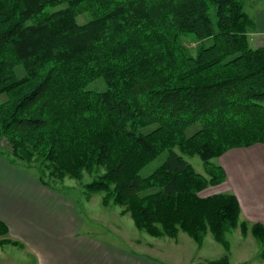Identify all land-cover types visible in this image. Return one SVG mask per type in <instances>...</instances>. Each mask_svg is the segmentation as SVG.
<instances>
[{
  "label": "trees",
  "instance_id": "1",
  "mask_svg": "<svg viewBox=\"0 0 264 264\" xmlns=\"http://www.w3.org/2000/svg\"><path fill=\"white\" fill-rule=\"evenodd\" d=\"M254 30L242 0H0V154L61 193L55 184L88 175L90 194L152 237L182 232L201 248L211 234L225 254L207 264H231L237 229L264 260V226L243 219L238 198L201 197L227 181L214 160L264 145ZM0 238L24 247L2 221Z\"/></svg>",
  "mask_w": 264,
  "mask_h": 264
},
{
  "label": "crops",
  "instance_id": "2",
  "mask_svg": "<svg viewBox=\"0 0 264 264\" xmlns=\"http://www.w3.org/2000/svg\"><path fill=\"white\" fill-rule=\"evenodd\" d=\"M242 1L255 24L249 34L250 46L264 48V0ZM252 148L243 160L229 153L221 166L234 186L230 192L238 198L243 215L264 226V145ZM0 221L9 228V237L21 241L37 264H163L80 234L84 220L76 201L45 187L1 154Z\"/></svg>",
  "mask_w": 264,
  "mask_h": 264
},
{
  "label": "rangeland",
  "instance_id": "3",
  "mask_svg": "<svg viewBox=\"0 0 264 264\" xmlns=\"http://www.w3.org/2000/svg\"><path fill=\"white\" fill-rule=\"evenodd\" d=\"M87 16L89 17L88 14L79 16L78 21L81 24L87 23L89 21ZM183 44L190 49L192 54L196 53L199 46V43L192 38L184 39ZM18 73L20 76L23 75L21 69ZM103 88L104 85L101 82L91 86V89L97 91ZM196 130L197 128L190 129L188 135L193 134ZM252 150L253 148L233 150L226 155L235 153L236 158L243 160ZM226 155L214 160V162L221 165V160ZM185 159L198 173L205 175L204 164L200 157L185 156ZM158 164V160L151 163L141 174L148 176L156 169ZM91 181L92 178L85 175L83 182L65 179L62 184H55L56 187L63 190L62 193L76 201L80 215L84 220L80 234H90V236L105 243L143 255L163 264H207L208 261L220 259L225 254L224 248L213 239L211 234L207 235L203 247L200 248L192 238L182 232L176 239H171L168 237H152L138 230L131 217L123 214L122 208L114 205L104 206L102 203L103 194H90L85 189V184ZM232 187L234 186L228 179L221 186L208 188L201 193V197H208L217 193H231ZM243 219H246L244 215ZM227 239L231 245L229 254L231 264H264V260L261 258L263 246L251 234L244 238L240 230L237 229L228 233ZM35 260L36 258L25 247L5 245L0 241V264H37ZM50 264H52V261Z\"/></svg>",
  "mask_w": 264,
  "mask_h": 264
}]
</instances>
